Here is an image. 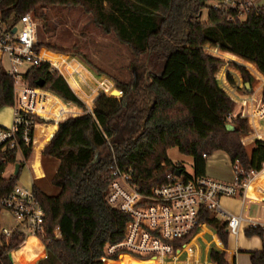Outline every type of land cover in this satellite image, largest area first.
<instances>
[{
    "label": "trees",
    "instance_id": "obj_1",
    "mask_svg": "<svg viewBox=\"0 0 264 264\" xmlns=\"http://www.w3.org/2000/svg\"><path fill=\"white\" fill-rule=\"evenodd\" d=\"M213 1L222 0H0V25L10 32L29 13L38 17L39 10L79 8L93 18L105 35H115L137 61L144 58L143 73L134 64L132 83L116 81L117 89L114 81L100 75L102 72L86 56L75 53L76 47L66 50L38 43L36 51L50 63L61 68L59 57L79 56L100 78L95 87L78 94L67 75L48 62L42 61L24 75L31 89L38 90V83L43 81L42 90L60 98L49 94L61 107L57 114L53 110L47 114L56 120L54 126L44 127L48 141L58 123L79 115L72 104L84 112L60 124L42 153L44 159L57 160L59 166L52 178L57 195L49 196L37 184L33 186L46 213L47 239L42 244L48 259L39 264H162L163 255L151 262L125 253L105 256L108 246L123 241L130 221L128 215L112 209L107 202L114 159L122 169H132L134 183L149 193L177 170L168 156L170 150L177 148L181 155L193 160L196 178L206 176L209 157L224 152L236 171L240 168L246 174H257L246 198L264 203V142H255L251 154L243 145L242 138L251 130L237 96L238 88L243 86L242 77L251 85L255 80L250 73L264 80L260 76H264V10L242 21L237 12L208 7ZM206 9L208 16L204 21ZM229 64L250 73L239 69L241 76ZM229 77L234 82L229 79V83ZM122 93L123 97L117 99ZM15 101V79L0 67V110L14 107ZM84 102L91 108L95 102V108L90 111ZM30 117L44 123L37 116ZM19 143L23 161L17 160L16 150L9 152L1 164L0 231L1 201L18 186L21 171L18 176L7 178L2 173L8 166L22 167L33 154V146L26 147L21 140ZM180 169L187 178L193 177ZM244 178L240 176L241 180ZM201 222L216 231L227 249L228 224L211 212H204ZM58 228L61 239L54 236ZM246 235L264 241L260 228H251ZM194 239L173 257L176 264H180ZM24 243L18 233L10 238L0 234V264H20L15 252ZM184 243L175 246L182 249ZM210 260L212 264H229L226 252L212 250ZM251 263L264 264V247L251 253Z\"/></svg>",
    "mask_w": 264,
    "mask_h": 264
},
{
    "label": "built area",
    "instance_id": "obj_2",
    "mask_svg": "<svg viewBox=\"0 0 264 264\" xmlns=\"http://www.w3.org/2000/svg\"><path fill=\"white\" fill-rule=\"evenodd\" d=\"M212 6L215 10L223 12H237L239 18L245 21L253 14L262 13L264 0L213 1ZM37 33L38 18L33 13L21 19L16 34L0 25V52L10 59L11 66L7 73L15 79L18 102L13 126L9 129L0 127V174L1 164L9 152L17 150L18 154H22L20 140L26 147L34 146L38 121L30 116L38 114L30 108L31 91L34 90L26 84L22 68L39 67L43 61L40 53L36 51ZM242 143L247 145L245 140H242ZM9 167L2 173L4 177ZM110 170L112 181L108 188L107 202L112 209L128 215L130 221L126 225L123 241L106 248L107 258L125 253L135 258L154 261L163 252L167 257H174L182 252L206 225L201 222L204 212H211L226 219L227 232L234 237L239 236L244 223L248 224V220L242 215L234 216L223 212L221 200L237 197L245 200L250 184L257 177L256 173L246 174L238 168L235 182L228 184L206 176L187 178L179 168L169 173L162 184L154 187L149 193H144L142 188L134 183L132 169H122L114 159ZM177 171H181V174L177 175ZM240 176L245 178L241 180ZM1 206L15 221L11 228L2 227L1 235L10 238L14 233H18L25 239V243L30 239L45 242L46 213L33 190L16 186L2 199ZM250 225L251 228H260L264 232V225L255 221H250ZM54 236L55 239L62 238L59 228L54 232ZM176 243H184L182 249H177Z\"/></svg>",
    "mask_w": 264,
    "mask_h": 264
},
{
    "label": "rangeland",
    "instance_id": "obj_3",
    "mask_svg": "<svg viewBox=\"0 0 264 264\" xmlns=\"http://www.w3.org/2000/svg\"><path fill=\"white\" fill-rule=\"evenodd\" d=\"M211 6L212 4L209 3L208 7ZM38 15V43L43 42L66 50H74L76 47L75 53H80L86 56L102 72L100 75H104L114 81L116 88V81L123 84L132 83V68L134 64L140 69H138L140 73H143L144 69L142 67V63L144 58L137 61L127 46L121 44L115 35H105L104 32L94 24L93 18L90 15L85 14L82 9L52 8L49 9L48 12H42V10H39ZM207 16L208 9L204 11V21L207 19ZM78 57H64V59L59 57V59H56L59 60L60 63L63 62V65L69 64L78 79V88L82 86L83 82L85 83V86L87 85L88 89L90 87H95L100 80L98 76L99 73L93 68L86 66ZM228 67L238 72L239 69H241L235 64H229ZM52 68L54 67L52 66ZM25 69L26 68H22V71H25ZM228 79L231 78L229 77ZM231 80L234 82L233 79ZM254 80L253 85H251V89L253 90L251 95L256 97L254 88L260 82H258L255 78ZM242 81L243 86L239 91L243 95L238 93V96L240 97L239 101H241L239 105L245 109L248 115L249 126L251 125L250 121L253 120V128L250 126L251 132L255 133L253 137L264 141V120H262L264 118L263 97L258 99L255 98L256 103H254L255 107L252 109V113L254 114L252 117L250 105L247 103L248 97L246 95L248 94H246L247 90L244 86L245 82L244 80ZM81 82L82 84H80ZM73 85L75 90L78 92L77 85ZM43 95L44 93H41L40 91H31L30 106L35 105L37 98H41ZM254 96L252 99H254ZM122 97L123 93L122 96L117 99H121ZM94 107L95 104H93L92 108L90 107V110H93ZM254 147L255 143L246 146L249 154L252 153ZM168 156L177 169L183 168L186 174L190 176L194 175V164L191 158L181 155L177 148L170 150ZM33 157L34 154H32L30 159H33ZM20 159L21 156L19 154L18 160L20 161ZM21 169L22 171L18 180V186L26 190H30L31 171H29V168H27L25 164L22 165ZM14 173L15 168L10 166L5 174V177H9ZM26 174L27 176H25ZM25 182H27V185ZM49 186L51 190L54 188L52 182H49ZM234 200H242V198L237 197ZM255 209L258 211L257 213H263L264 215V203L255 206ZM244 216L245 218H248V206L245 210ZM14 224L15 221L11 215H9L7 211L3 210L1 215L2 227L11 228ZM229 236L230 238L233 237L231 235ZM197 244L199 250H206L207 246L203 239L198 240ZM161 255L166 256L165 253H162ZM15 256L19 260L20 264H39V262L48 259L46 247L41 242L32 246L24 243L15 252Z\"/></svg>",
    "mask_w": 264,
    "mask_h": 264
},
{
    "label": "crops",
    "instance_id": "obj_4",
    "mask_svg": "<svg viewBox=\"0 0 264 264\" xmlns=\"http://www.w3.org/2000/svg\"><path fill=\"white\" fill-rule=\"evenodd\" d=\"M43 50H47V49H42V51ZM48 51H50V50H48ZM50 52H53V51H50ZM53 53H56V52H53ZM58 54H60V53H58ZM61 59H64V57H61ZM61 65H62L61 66L62 71L67 75V77L69 78V80L73 84L77 85V88H78V85H79L77 83L78 79H77L75 73L70 68L69 64L63 65V62H62ZM10 66H11L10 59L0 52V67H2L7 72L8 68ZM25 68H26L25 71H23L24 74H26L29 71L30 67H25ZM239 68H241V67H239ZM241 69L245 70L243 68H241ZM245 71H247V70H245ZM247 72L250 73L249 71H247ZM239 73H240V71H239ZM251 75L258 82H260L254 88V91L256 92V97L253 95L254 99H252L253 98V96H252L251 98H248V102H247L250 105V108H251L250 110H251V114L253 117L254 114L252 113V109L255 107V105H254V103H256L255 98L258 99V98L263 97L264 80L262 81L261 79H259L260 77L257 75L259 77L258 78L256 76V74L255 75L251 74ZM241 76H242V74H241ZM260 76L264 79V76L262 74H260ZM242 80H243V77H242ZM80 84H82V82ZM84 84L85 83L83 82L82 86H80L78 88V92H77L78 94H82L88 90L87 85L85 86ZM90 88H92V87H90ZM234 88H236V85ZM32 90L40 91L41 93H44V95L41 98H37V102L35 105L30 106L31 110L37 112L38 115H36V116L39 117L40 119H42L44 121V123H38L37 124L35 134H34V146H33L34 157H33V159H30L25 163L26 167L29 168V171H31V185H30L31 189L30 190H33V186L35 184H37L45 194H47L49 196H54V195L58 194V190L53 188V187H52L53 189L51 190V188H50L51 184L49 186V182H52V178L58 170L59 162L57 160L52 159V158H45L44 159L42 157V153L45 150V148L51 143L52 139L54 138V136L58 132L60 124H62L63 122H65L69 118H76V117L82 116L84 114V112H82V110L80 108H78L77 106L72 104L74 106V108L77 111H79V115L75 116V117L70 116V117L66 118L65 120H63L62 122L58 123L57 128L53 131L54 134H53L51 140L48 141V136L45 133L46 129L44 127L54 126L56 123V120L53 117L51 118L47 114L50 112V110H53L54 113L57 114L56 110L58 107H61V104L57 99L52 98L50 96V95H53V96L57 97L56 95L52 94L51 92H47V91H44L42 89H38V90L32 89ZM239 90H240V88H238V93H240ZM252 91H253L252 89H251V91H247L249 93L248 95H251ZM238 93H237V96H238ZM240 94H242V93H240ZM57 98H59V97H57ZM238 99H240L239 96H238ZM240 103H241V101H239L238 104H240ZM17 109H18V102H17V95H16V101H15L14 107H5V108L0 110V127L11 128L13 126L14 117H15V113H16ZM90 111H92V110H90ZM61 114L66 115V113H64V112L63 113L59 112V115H61ZM42 115H44V116H42ZM262 120H264V118ZM252 121L253 120L250 121V123H251L250 126L253 128ZM254 135H255V133L251 132L249 135L244 136L242 138V140H245L247 145H250V144L255 143L257 141L263 142L262 140H259V139H256L255 137H253ZM36 150H38V151L40 150V152H38L36 154ZM18 155H17V160H18ZM20 156H21V159H20V161L18 160L19 162L23 161L22 154H20ZM20 171H22V169H20ZM25 176H27V174ZM206 177H208L212 180L218 181V182H223V183H228V184L235 182L236 177H237L236 169L232 165L231 160L226 153L217 152L207 159ZM25 184L27 185V182H25ZM234 199L235 198H223L221 200V209L223 212H225L228 215H234V216L242 215L245 218L244 213H245V210L247 209V206H248V218H245L248 220V224L244 223L242 225L241 232H240L239 236H237V237L233 236L231 238H230V236H228L227 249H226V247L222 244V242L217 237L216 231L212 227H210L209 225L206 224L205 226H203L199 230L198 235L194 239L192 247L187 251L186 254H184L180 258V264H212V262L210 260V253L212 250H215L219 253L226 252L227 261L229 264H252L251 263V253L262 251V249L264 247V241L262 238H260L258 236H252V237L247 236L246 231L251 229L250 221H255V222H258L259 224L264 225L263 213H257L258 211L255 209V206L263 204V202H260L258 200H254L253 198H248V199L246 198L245 200H243V199L242 200H234ZM216 218L227 223V220L220 217V216H216ZM201 239H203L204 243L207 246L206 250H204V251H201L198 249L197 241L201 240ZM36 243L38 244L39 241L34 240V239H30L26 242V244H28L30 246H32ZM135 260H138V259H135ZM138 261H141V260H138ZM142 262H145V261H142ZM146 262H151V261L147 260ZM162 264H176V263H175L173 257L164 256V258L162 259Z\"/></svg>",
    "mask_w": 264,
    "mask_h": 264
},
{
    "label": "water",
    "instance_id": "obj_5",
    "mask_svg": "<svg viewBox=\"0 0 264 264\" xmlns=\"http://www.w3.org/2000/svg\"><path fill=\"white\" fill-rule=\"evenodd\" d=\"M16 33H17V28H15L13 30V34H16ZM244 86H245V88H246L247 91H251V84L244 83ZM38 87H39V89H43L44 88V82L43 81H40L38 83ZM93 104H95V102ZM86 105H87L88 109H90V106L88 104H86ZM228 129L229 130H232L233 128L231 126H228ZM97 159H98V157L96 158V161H97ZM20 169H21V165L20 164H17L16 167H15V173H14L15 176H18L20 174ZM176 174L177 175H180L181 174V171H177Z\"/></svg>",
    "mask_w": 264,
    "mask_h": 264
},
{
    "label": "bare ground",
    "instance_id": "obj_6",
    "mask_svg": "<svg viewBox=\"0 0 264 264\" xmlns=\"http://www.w3.org/2000/svg\"><path fill=\"white\" fill-rule=\"evenodd\" d=\"M40 58L42 59V60H44L45 62H48L49 64H51V66H53L56 70H58L63 76H65L64 75V72L62 71V69L58 66V65H56V64H54V63H50L48 60H46L44 57H41L40 56ZM244 65V64H243Z\"/></svg>",
    "mask_w": 264,
    "mask_h": 264
}]
</instances>
